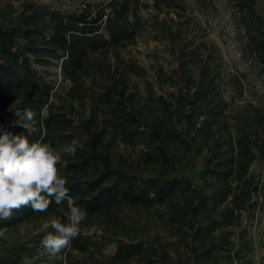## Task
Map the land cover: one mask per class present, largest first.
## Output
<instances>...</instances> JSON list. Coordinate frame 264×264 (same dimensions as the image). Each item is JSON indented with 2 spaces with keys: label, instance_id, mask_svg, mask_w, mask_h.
<instances>
[{
  "label": "trees",
  "instance_id": "1",
  "mask_svg": "<svg viewBox=\"0 0 264 264\" xmlns=\"http://www.w3.org/2000/svg\"><path fill=\"white\" fill-rule=\"evenodd\" d=\"M191 1L230 7L264 77V0ZM187 8V0H107L64 12L26 0L0 9V136L57 150L79 141L83 148L62 155L58 167L73 206L87 213L81 234L57 256L41 240L54 232L53 219L68 222V200L0 219L5 235L19 234L2 264H253L251 225L264 209L263 106L226 99L220 53L184 39L181 28L168 31L175 69L157 74L165 94L151 84L142 92L133 81L142 68L121 55L144 33V12ZM232 88L241 99L243 81ZM76 105L86 110L78 123ZM29 108L35 125L25 129L16 111ZM154 223L159 236L149 232ZM92 225L102 234L89 236Z\"/></svg>",
  "mask_w": 264,
  "mask_h": 264
},
{
  "label": "rangeland",
  "instance_id": "2",
  "mask_svg": "<svg viewBox=\"0 0 264 264\" xmlns=\"http://www.w3.org/2000/svg\"><path fill=\"white\" fill-rule=\"evenodd\" d=\"M23 1L26 0H0V9L17 8ZM30 1L55 10L73 12L80 9L85 3H99L107 0ZM260 1L263 2V0ZM187 2L186 11L158 13L152 10L143 13L147 21L144 33L134 44L121 51L122 57L127 62H134L142 68V76H135L134 83L142 92L145 91L148 84L154 86L158 94H165V91L169 90L167 87L164 90L159 87L157 74L161 70L170 74L175 69V55L172 48L175 45L171 42L168 31L175 32L181 28L184 32V39L193 41L197 46L202 43L209 45L220 53L223 73L227 81V85L224 87L226 99L232 100L233 104L252 102L260 104L264 108V77L255 73L252 60L244 51L241 32L235 24L230 7L223 1H219L216 10L210 11L203 10L191 0H187ZM237 78L241 79L244 84V93L241 99L232 88ZM67 87L59 89L61 97H64ZM61 101V98L54 99L58 105ZM75 107L77 113L71 117L78 123L86 115V110L81 105ZM117 150L125 155L128 152L131 153V158L136 156L133 149H127L124 145H120ZM58 151H61V148ZM130 215L137 220L142 218V215L140 217L135 211H130ZM142 220L146 222L143 218ZM250 224L249 222V227ZM251 226L254 240L253 264H264V209L258 214V220ZM149 232L154 236H159L161 230L154 223ZM18 235L16 232L4 235V242L0 244V264H2V255L7 252L9 246H12L11 244ZM163 237L165 238V236Z\"/></svg>",
  "mask_w": 264,
  "mask_h": 264
},
{
  "label": "clouds",
  "instance_id": "3",
  "mask_svg": "<svg viewBox=\"0 0 264 264\" xmlns=\"http://www.w3.org/2000/svg\"><path fill=\"white\" fill-rule=\"evenodd\" d=\"M16 115L19 126L25 129L34 127L33 110L25 109L23 113L17 110ZM81 148L83 145L75 139L58 151L51 143L30 142L23 135L5 133L0 136V219L9 220L15 211L24 207H30L33 212H45L53 201L57 205L65 200L69 202V210L65 213L68 222L53 219L50 227L54 232L41 240V247L50 256H57L71 245L81 234L80 225L87 218L85 210L73 206L67 180L60 175L58 167L66 165L62 155L74 157ZM87 234L100 235L102 232L92 225ZM4 235L5 231L0 230V237Z\"/></svg>",
  "mask_w": 264,
  "mask_h": 264
}]
</instances>
